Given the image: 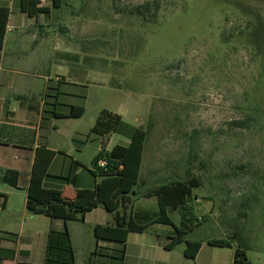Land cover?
<instances>
[{
	"label": "rangeland",
	"instance_id": "obj_1",
	"mask_svg": "<svg viewBox=\"0 0 264 264\" xmlns=\"http://www.w3.org/2000/svg\"><path fill=\"white\" fill-rule=\"evenodd\" d=\"M143 3L65 0L55 13L63 20L51 29L61 37V58L89 70L90 82L83 89L86 115L60 127L89 133L104 111L126 115L149 132L143 190L188 174L199 178L190 239L237 233L255 249L253 263L264 264V61L245 42L256 20L241 7L264 16V0H159L147 20L136 16ZM67 67H49L52 80L68 79ZM249 118L250 129L235 126ZM91 153L88 148L84 159ZM77 252L78 264H85Z\"/></svg>",
	"mask_w": 264,
	"mask_h": 264
},
{
	"label": "crops",
	"instance_id": "obj_2",
	"mask_svg": "<svg viewBox=\"0 0 264 264\" xmlns=\"http://www.w3.org/2000/svg\"><path fill=\"white\" fill-rule=\"evenodd\" d=\"M21 2L0 0V8L10 11L0 60V264H45L49 233L66 230L70 234L75 264H78V250L82 251L85 264H234L237 243L232 242L229 248L212 246L211 240L190 239L196 231L192 225L196 219L193 207L201 203L196 196L192 197L193 202L191 198L178 210L168 211L173 223L188 233L184 242L168 249L175 236L174 229L157 223L160 215L157 198L142 196L160 185L143 190L148 183L142 179L137 195H132L126 211L120 212L121 215L125 212L127 218L140 225L150 226L142 233H130L125 244L96 239V226L116 224L114 215L103 207L87 213L84 219L71 222L29 213L28 190L37 149L44 147L56 153L45 187L61 190L64 199L71 201L76 199L78 189L93 190L97 183L89 171L93 159L102 149L103 138L93 132L108 138V152L115 146L128 147L130 138L112 132L108 117L112 115L129 124L126 115L109 111L101 113L89 133L61 129L62 122L75 124L86 115L89 94L83 89L89 88V70L63 61L61 37L51 30L62 26V17H56L55 13L65 2L61 9H55V0H45L44 7L50 14L36 17L24 13ZM70 21L72 19L68 20L69 25ZM66 64L68 79L57 75L56 80H52L53 69L49 70V67L64 68ZM47 106L49 117L45 124ZM72 107H83L84 115L78 119L55 117L54 112L68 115ZM129 125L139 128L135 123ZM88 148L92 153L85 160L84 153ZM75 163H79L75 172L78 189L59 179L66 177ZM4 171L18 173L16 188L1 180ZM175 214H179L176 220ZM189 241L202 243L195 259L185 256ZM251 252L256 251L249 246V258Z\"/></svg>",
	"mask_w": 264,
	"mask_h": 264
},
{
	"label": "trees",
	"instance_id": "obj_3",
	"mask_svg": "<svg viewBox=\"0 0 264 264\" xmlns=\"http://www.w3.org/2000/svg\"><path fill=\"white\" fill-rule=\"evenodd\" d=\"M64 2L65 0H55L53 7L61 9ZM154 2L157 8H159V0H144V3L136 8V16L147 20V14H151ZM21 4L22 11L28 14L29 17H36L39 14H50V10L45 7H39L37 1L22 0ZM242 5V10H245L246 14L250 13L256 20L254 24H248V34L245 36V42L253 49L254 55L262 58L264 61V16L261 10L254 9L250 5ZM9 17V9L1 7L0 60ZM240 35L243 36L244 32H241ZM233 37L235 35L227 39L226 43H230ZM263 74L264 68L260 72L261 78ZM255 111L256 116L261 117L257 108H255ZM84 113L85 109L83 107H72L68 115H59L57 112H54L55 117L59 119H78ZM108 117L112 132L128 136L130 138V145L128 147L115 146L111 152H108L106 151L108 138L105 135L93 132V134L103 138L102 149L93 159L92 170L89 171L96 179L95 188L93 190H81L77 188L75 172L79 163H75V167L66 177H59V179L74 185L78 189L76 199L67 201L64 199L61 190L46 188L45 180L50 177L49 170L56 153L41 147L36 151L28 190L27 210L33 215L71 222L84 219L87 213L103 207L107 212L114 215L116 224L115 226H96L94 229L96 239L125 244L130 233H142L150 226L148 224L140 225L132 219L127 218L126 214H124L125 212L123 215L120 212V210L126 211L127 205L131 203L130 197L137 195L138 189L141 186L140 175L149 132L142 127H132L112 115H108ZM251 121L254 123V120L249 118L248 121L235 123V126L241 129H250L252 126ZM101 160L107 162L105 168H98V163ZM1 180L16 188L18 186V173L4 171ZM201 187V180L188 174L183 181H176L156 187L142 195L145 198H157L160 208L157 223L172 226L174 229L175 236L171 239L172 241L167 247L168 249H173L184 242L188 235L186 230L178 228L173 223L168 215V211L178 210L183 207L193 197L194 191ZM232 242L237 243L234 264H253L247 255L249 246L244 243L237 233L233 238L211 240L209 244L230 248ZM187 245L185 256L189 259H195L202 243L189 241ZM45 264H75L70 234L67 230L63 232L51 231L49 233Z\"/></svg>",
	"mask_w": 264,
	"mask_h": 264
},
{
	"label": "built area",
	"instance_id": "obj_4",
	"mask_svg": "<svg viewBox=\"0 0 264 264\" xmlns=\"http://www.w3.org/2000/svg\"><path fill=\"white\" fill-rule=\"evenodd\" d=\"M31 1H37L39 3V7L45 6V0H31ZM107 166V162L105 160H101L98 163V168H105Z\"/></svg>",
	"mask_w": 264,
	"mask_h": 264
}]
</instances>
